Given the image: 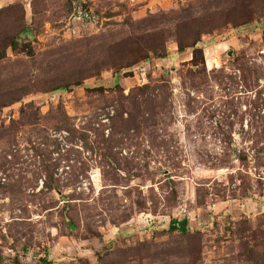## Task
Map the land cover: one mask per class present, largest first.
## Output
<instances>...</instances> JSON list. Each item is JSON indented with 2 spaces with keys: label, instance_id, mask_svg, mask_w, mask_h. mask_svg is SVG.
<instances>
[{
  "label": "rangeland",
  "instance_id": "rangeland-1",
  "mask_svg": "<svg viewBox=\"0 0 264 264\" xmlns=\"http://www.w3.org/2000/svg\"><path fill=\"white\" fill-rule=\"evenodd\" d=\"M259 5L0 0V264H264Z\"/></svg>",
  "mask_w": 264,
  "mask_h": 264
},
{
  "label": "trees",
  "instance_id": "trees-1",
  "mask_svg": "<svg viewBox=\"0 0 264 264\" xmlns=\"http://www.w3.org/2000/svg\"><path fill=\"white\" fill-rule=\"evenodd\" d=\"M259 2H260L259 9L263 10L264 9V0H259ZM173 14H175V11H171L168 13L162 12L159 16H157V17L155 16L153 18V21L157 22L158 25H160V24L163 25L164 23L172 20ZM245 15H246V13L241 15L242 24L250 22V20H248ZM146 20L147 19H145L144 22H147ZM178 32H179V35H177V39H178V42L180 43L179 44L180 50H183V47H185V48L191 47L193 49V61L197 57V55H200V57L202 58L204 55L203 50L201 48H198L197 44L200 41L202 34H205V33L209 34L210 31L197 29V30H193V33H186L183 30H179ZM123 42H124V39L122 40V42L121 41H115L114 43H110L109 47H110V49L118 50V53H120L122 50L126 49L128 46L134 45L136 43L134 41V39L132 38L124 47H122L119 50V46ZM13 45H14V43H13ZM163 47H164V43L162 42V40L157 39L156 43L149 45V47L146 50L140 51L137 55H135L133 57V59L132 58L129 59V57H128L127 60H125L123 64L122 63L119 64V66H121L122 68H127L129 66H132L138 60L139 61L148 60V59H150L149 58L150 53H152L151 55L154 56L157 54V51L160 48L164 49ZM160 55L162 56V54H160ZM130 60H132V61H130ZM126 61H127V63H125ZM203 63H204V61H203ZM141 89L143 91H146L147 89H149V86L144 84L141 87ZM126 97H129V96H125V99L130 101L133 109H139L138 107H140V104L138 103V101H136V98H137L136 95L130 97V99L126 98ZM119 104H120L119 107L124 110V103H122L120 100ZM129 116L131 118V113ZM110 118H111V120H113V119H115V116L114 117L111 116ZM132 120H133V118H132ZM48 175H50V174H48ZM49 180H51V179H49ZM45 187L47 189H50V190L53 189L52 186L47 181L45 183ZM187 224H188V220L186 218L183 220H180V221L179 220H172L170 223V231H180L182 233H185L187 230ZM71 225L72 224H70V226Z\"/></svg>",
  "mask_w": 264,
  "mask_h": 264
}]
</instances>
